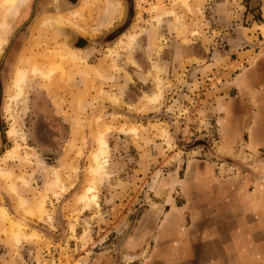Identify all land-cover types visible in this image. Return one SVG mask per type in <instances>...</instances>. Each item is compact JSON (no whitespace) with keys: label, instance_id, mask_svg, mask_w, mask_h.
I'll return each mask as SVG.
<instances>
[{"label":"rangeland","instance_id":"obj_1","mask_svg":"<svg viewBox=\"0 0 264 264\" xmlns=\"http://www.w3.org/2000/svg\"><path fill=\"white\" fill-rule=\"evenodd\" d=\"M3 1L0 264H87L98 250L114 264H137L129 255L131 232L158 196L156 188L180 192L190 162L220 154V97H230L228 86L244 59L229 43L258 41L264 17L250 30L223 37L211 27L225 26L228 0L217 6L215 0H82L62 8L61 0H49L53 5L43 10L42 0H18L12 15ZM77 41L85 42L83 50L74 47ZM21 73L26 95L11 101ZM155 96L156 102L149 99ZM99 134L108 145V164L94 177L91 154ZM242 150L230 160L245 167ZM160 171L173 172L175 183L159 179ZM90 180L95 201L83 210L77 199ZM2 212L19 227H10Z\"/></svg>","mask_w":264,"mask_h":264},{"label":"crops","instance_id":"obj_2","mask_svg":"<svg viewBox=\"0 0 264 264\" xmlns=\"http://www.w3.org/2000/svg\"><path fill=\"white\" fill-rule=\"evenodd\" d=\"M227 2L231 15L223 18L225 26L211 27L223 37L240 27L250 30L264 17V0ZM256 38L229 43L244 59L228 86L230 97L219 96L224 112L220 154L190 162L180 192L176 186L156 188L158 196L142 209L131 232L129 255L137 264H264V35ZM239 147L248 157L245 167L230 160L239 158ZM173 176L162 171L158 178L174 184ZM91 253L87 264L113 263L105 251Z\"/></svg>","mask_w":264,"mask_h":264},{"label":"bare ground","instance_id":"obj_3","mask_svg":"<svg viewBox=\"0 0 264 264\" xmlns=\"http://www.w3.org/2000/svg\"><path fill=\"white\" fill-rule=\"evenodd\" d=\"M17 1L18 0H4L3 1V4L8 6V11H10V12H8L9 15H12L11 11L13 12V9L15 10V5H16ZM180 2H183L184 5L186 4V1H181L180 0ZM61 22H63V19H59L58 22H57V25L60 24ZM41 26L42 27H47L49 25L47 24V22H42ZM7 28H8V25H6V22L1 23L0 32L4 33V35H5V33L7 31ZM1 41L2 40H0V45L2 43ZM133 42H134V38H130L129 45H132ZM23 83H24V74L21 73V75H19V77H18V79H17V81L15 83V86H14L15 87V93H14L13 96L10 97L11 101L18 99L19 97H23V98L25 97L26 94L23 93V90L21 88V84H23ZM157 96H155L153 98H149V99L151 101H153V102H156L157 101ZM108 99H109V101H111V103H114V104L119 102L118 99H116V98H111L110 97ZM127 132L130 133V134H133L136 137L137 131H136L135 128H129ZM14 134H15V130L12 128L9 131V135L13 136ZM96 144H97V149L91 154L92 162L94 164V168L93 169L91 168L92 169L91 173H92V176L99 177L105 172L106 166L108 164V145H107V142H106L105 137H104L103 134H99L98 135V137L96 138ZM10 157L11 156H8V158H10ZM4 175L7 176V178H8L9 174L8 173H4ZM51 178L55 181V183H59V181H60V178H59L58 173H57L56 170H52L51 171ZM94 185H95L94 181L90 180L88 182L87 186L85 187V190H84L83 194H81L78 197V199H77V201L83 205V210H85L88 207V203L89 202H94L95 201V195L92 194L93 190H94ZM9 187H10V189L13 192H15L14 189H13L14 187H13L12 183H10ZM53 196L56 199V201L59 199L58 194L53 193ZM43 204H44L43 200L40 201V205H39V210L41 212L40 216L42 215V213L44 211ZM27 213H28V215H33L29 211ZM1 216L3 218L8 219L10 227H13V228H18L19 227V225L17 223L13 222V220H11L10 217L6 213L2 212ZM14 241H15V243L17 245H19L21 243L19 233H14Z\"/></svg>","mask_w":264,"mask_h":264},{"label":"flooded vegetation","instance_id":"obj_4","mask_svg":"<svg viewBox=\"0 0 264 264\" xmlns=\"http://www.w3.org/2000/svg\"><path fill=\"white\" fill-rule=\"evenodd\" d=\"M66 1L67 2H70V4H73V5H78V4H80L81 2H82V0H61L60 2H59V7L60 8H62V7H65L66 6ZM128 1V0H127ZM44 2V3H43ZM48 2V3H47ZM216 2H218V1H215V3H214V5L216 4V6H217V3ZM219 3H221V2H218V4ZM41 4H42V6L41 7H43L42 8V10L43 9H46V8H48L49 6L48 5H53L52 3H51V1H49V0H42V2H41ZM46 4V5H45ZM68 4V3H67ZM45 5V6H44ZM46 13L45 14H51V15H54L52 12H50L49 11V9H47L46 11H45ZM24 13H25V11H24ZM25 15H26V13H25ZM24 15V16H25ZM23 16V17H24ZM212 17H214V18H216V20L218 19V18H220L219 16H217V14H213V16ZM213 18V19H214ZM221 18H223V17H221ZM16 33V32H15ZM15 35V34H14ZM74 43H76L75 44V48H77V49H82L83 50V45H85V42H81V41H77V42H74ZM3 148V149H2ZM6 147H5V141L3 140V138H0V155L4 152V149H5ZM2 149V150H1Z\"/></svg>","mask_w":264,"mask_h":264}]
</instances>
